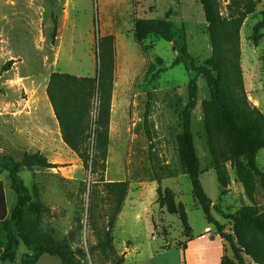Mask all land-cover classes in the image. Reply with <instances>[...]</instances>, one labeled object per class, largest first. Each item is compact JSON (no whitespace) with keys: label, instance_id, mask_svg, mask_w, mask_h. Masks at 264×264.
Instances as JSON below:
<instances>
[{"label":"rangeland","instance_id":"obj_1","mask_svg":"<svg viewBox=\"0 0 264 264\" xmlns=\"http://www.w3.org/2000/svg\"><path fill=\"white\" fill-rule=\"evenodd\" d=\"M263 8L264 0H217L210 6L219 20L217 35L228 41L226 23L244 17L238 33L244 86L264 114V28L258 44L253 38ZM148 19L169 22L172 39L151 34L139 46L135 26ZM212 37L201 0H0V72L14 61L0 76V153L21 161L41 152L58 166L22 169L20 175L34 198L51 209L43 231L68 235L75 250L86 251L85 260L76 257L79 264H112L110 254L94 258L89 248L107 220L105 186L119 182H128L129 191L112 235L124 264H183L188 249H196L191 264H264V150L253 159L224 162L222 174L214 165L205 105L214 118L218 109L201 70L213 58ZM104 62L113 88L106 160L95 173L93 162L87 170L64 142L49 87L54 74L100 84ZM56 88L72 98L65 81ZM81 98L87 116L79 125L91 126L94 149L99 89L93 100ZM192 100L191 132L211 201L208 213L193 193L181 143L182 112ZM14 203L9 175L0 172V222ZM24 253L31 254L21 243L16 260L0 264H21ZM60 263L50 255L39 261Z\"/></svg>","mask_w":264,"mask_h":264},{"label":"trees","instance_id":"obj_2","mask_svg":"<svg viewBox=\"0 0 264 264\" xmlns=\"http://www.w3.org/2000/svg\"><path fill=\"white\" fill-rule=\"evenodd\" d=\"M201 1L204 3L207 20L213 31L214 44L213 58L201 70L208 83L212 103L218 109V116L214 118L208 112L210 111L208 104L205 105L207 131L211 138L214 165L219 174H222L224 162L233 161L240 156L253 159L260 150H264V114L251 104L244 86L238 37L244 17L237 14L236 19L226 23V28L232 31V38L228 41L223 36L217 35L219 20L210 9V6L216 5L217 0H208L209 3L206 2L207 0ZM261 15L262 22L254 28L255 44L259 41V29L264 28V8ZM151 34L170 41L172 39L170 23L148 19L136 24L134 36L139 46ZM13 63L14 61H10L2 67L0 76L9 71ZM110 70L104 62L100 84L95 78L78 79L73 76L54 74L49 87L50 100L60 122L64 142L78 154L87 170L93 162L95 173L103 167V162L106 160L107 120L105 118L108 115L107 104L113 88ZM59 81H65L72 98L65 99L57 91L56 85ZM98 89L101 101L100 120L93 149L91 126L88 129H81L79 125V121L87 116V112L82 110L85 103L82 102L84 99L81 95L84 94L89 100H93ZM194 105L195 101L192 100L182 112L181 143L193 193L204 211L208 213L211 201L206 196L200 181L202 171L191 132ZM57 167L56 164L50 163L41 152L26 154L21 161H16L11 155L0 153V172L8 173L10 190L15 195V203L9 216L0 222L1 262H14L21 243L31 252L21 256V264H39L44 255L57 257L61 261L60 264H79L77 256L85 260L86 251L83 247L75 250V240L70 236L56 237L52 235V232L43 231V221L50 215L51 209L39 199L34 198L20 175L22 169L34 172L35 169L46 170ZM105 187L109 200V212L105 225L100 229L99 240L97 244L89 248V252L94 258L100 253L106 256L110 254L113 258L112 264H124V259L119 257L114 249L112 232L126 201L129 184L128 182L110 183ZM180 218L185 223V212L180 214ZM90 225L92 230L96 229L93 214ZM185 252L183 250V264H187ZM240 263L244 264L241 259Z\"/></svg>","mask_w":264,"mask_h":264},{"label":"crops","instance_id":"obj_3","mask_svg":"<svg viewBox=\"0 0 264 264\" xmlns=\"http://www.w3.org/2000/svg\"><path fill=\"white\" fill-rule=\"evenodd\" d=\"M196 249H193L192 252H190V250H187V261L188 264H191V260L196 256ZM199 255V254H198ZM199 256H203V255H199Z\"/></svg>","mask_w":264,"mask_h":264}]
</instances>
